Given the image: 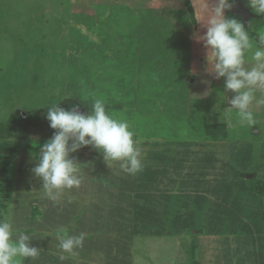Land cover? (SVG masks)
Returning a JSON list of instances; mask_svg holds the SVG:
<instances>
[{"label": "rangeland", "instance_id": "obj_1", "mask_svg": "<svg viewBox=\"0 0 264 264\" xmlns=\"http://www.w3.org/2000/svg\"><path fill=\"white\" fill-rule=\"evenodd\" d=\"M204 6L0 0V218L41 249L25 264H264V107L251 127L229 110L233 94L196 38ZM96 98L130 123L143 171L83 147L71 154L82 185L53 203L32 172L55 131L47 109L75 101L87 114ZM65 233L85 240L62 258Z\"/></svg>", "mask_w": 264, "mask_h": 264}, {"label": "clouds", "instance_id": "obj_2", "mask_svg": "<svg viewBox=\"0 0 264 264\" xmlns=\"http://www.w3.org/2000/svg\"><path fill=\"white\" fill-rule=\"evenodd\" d=\"M235 0H211L204 6L208 14L206 32L197 36L207 50L206 71L217 80L224 79V91L231 92L229 110H235L238 123L256 124L253 106L264 107V31L254 39L242 22L226 15ZM248 7L264 15V0H247ZM52 137L40 146L38 163L32 169L42 181L48 200L59 202L65 190L78 189L83 183L80 163L71 154L91 146L103 154L107 165L118 162L122 171L136 175L143 171L142 152L130 123L106 109L102 98L93 100L90 112L79 111V105L66 110L59 104L46 112ZM63 253L76 254L84 244L85 234L58 237ZM32 237L14 229L11 219L0 218V264H25L40 256L41 249L32 246Z\"/></svg>", "mask_w": 264, "mask_h": 264}, {"label": "water", "instance_id": "obj_3", "mask_svg": "<svg viewBox=\"0 0 264 264\" xmlns=\"http://www.w3.org/2000/svg\"><path fill=\"white\" fill-rule=\"evenodd\" d=\"M231 14L237 16L244 25L245 29L249 27L250 20L256 18L257 15L253 14L251 10L244 4L242 0H235V4L230 9ZM81 112V110H79ZM74 162L77 163V159H74ZM247 179H251V175L246 176Z\"/></svg>", "mask_w": 264, "mask_h": 264}, {"label": "trees", "instance_id": "obj_4", "mask_svg": "<svg viewBox=\"0 0 264 264\" xmlns=\"http://www.w3.org/2000/svg\"><path fill=\"white\" fill-rule=\"evenodd\" d=\"M68 103L73 105V106H77V102H75V101H69Z\"/></svg>", "mask_w": 264, "mask_h": 264}, {"label": "crops", "instance_id": "obj_5", "mask_svg": "<svg viewBox=\"0 0 264 264\" xmlns=\"http://www.w3.org/2000/svg\"><path fill=\"white\" fill-rule=\"evenodd\" d=\"M245 4V3H244ZM246 5V4H245ZM256 18H259V16L257 15V17Z\"/></svg>", "mask_w": 264, "mask_h": 264}]
</instances>
